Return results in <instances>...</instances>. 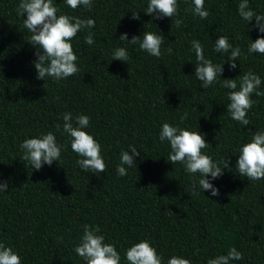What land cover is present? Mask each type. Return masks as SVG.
I'll list each match as a JSON object with an SVG mask.
<instances>
[{
  "label": "trees",
  "instance_id": "1",
  "mask_svg": "<svg viewBox=\"0 0 264 264\" xmlns=\"http://www.w3.org/2000/svg\"><path fill=\"white\" fill-rule=\"evenodd\" d=\"M19 2L0 0V182L8 184V191L0 192V242L20 255L21 264H85L74 248L87 224L99 226L121 264H128L125 251L141 240L150 241L163 264L173 255L207 264L233 247L243 259L231 264H264V179L249 181L236 169L241 145L252 132L264 131V97L252 95L250 123L244 126L227 112L231 90L222 86L251 69L264 91V55L248 53L259 33L255 19L248 24L239 16L241 0H205L206 19L193 14L192 0H177L178 16L172 20L146 15L149 0H92L91 9L75 10L65 0H54L58 15L95 21L94 28L71 41L80 71L59 81L37 78V49L29 43L26 16L17 15ZM249 6L264 15V0H249ZM176 19L183 21L179 28ZM89 31L93 45L84 42ZM145 31L165 38L160 58L119 40L124 33L131 40ZM221 35L241 48L234 70L230 52L214 51ZM193 40L200 41L206 59L223 65L221 77L207 89L195 77ZM119 47L128 52L126 62L112 59ZM67 112L74 123L79 114L90 117L84 130L101 145L104 173L83 171L76 163L80 157L63 132ZM185 113L188 118L181 122ZM165 122L199 131L209 144L204 154L214 162L230 161L228 168L220 165L222 176L207 177L218 196L199 188V174L168 161L170 145L159 140ZM48 132L62 146L61 157L35 170L23 160L20 145ZM131 146L140 156L121 177L116 171L120 154Z\"/></svg>",
  "mask_w": 264,
  "mask_h": 264
},
{
  "label": "clouds",
  "instance_id": "2",
  "mask_svg": "<svg viewBox=\"0 0 264 264\" xmlns=\"http://www.w3.org/2000/svg\"><path fill=\"white\" fill-rule=\"evenodd\" d=\"M65 3L73 10L80 6L87 9L92 8V0H65ZM204 4L205 0H192L191 11L200 19H206L210 14L205 10ZM237 10L241 19L248 24L255 19L256 23L253 28L259 33L255 42L250 40L248 53L264 55V15L255 13L249 6V0H241ZM59 11L54 0H20L16 8L18 16H26L23 24L31 33L29 43L37 49V61L34 62L38 73L37 78L44 81L45 77L59 81L80 71L76 63L78 57L71 41L77 33L95 26L93 19H80L67 14L58 15ZM145 14L157 20L165 17L172 20V17L178 16V2L177 0H149ZM133 19H139L138 14H133ZM174 23L179 28L183 21L176 19ZM93 36L94 33L89 31L84 37V42L87 45H93L95 43ZM164 39L162 35L151 31H145L142 37L133 36L131 40L128 39L127 33L119 38L129 44H139L141 51L156 58L162 55L161 45ZM214 45V51L217 53L230 52L229 68L236 69V61L242 54L241 48L234 47L229 43V38L223 35L218 37ZM191 46L197 60L195 77L202 82L201 87L207 89L217 81L218 77H221L223 65L214 64L212 60L205 58L200 41H191ZM166 52L171 55L172 48H167ZM128 58L125 48L114 49L113 60L126 62ZM261 84L260 76L251 69L236 79L223 80L222 86L231 90L227 96L230 101L227 105V112L232 120L244 126L249 125L247 114L255 103L252 95L264 97V91L259 90ZM187 118V113H185L181 117V122ZM62 119L64 121L63 132L71 138V149L80 157L76 163L83 171L104 173L107 165L101 155V145L84 130L90 126V117L79 114L75 117L74 123L72 113L67 112L63 114ZM60 127L59 124L56 125L57 131ZM159 140L160 142L167 141L170 145L171 151L168 156L170 163H181L186 173L199 174V188L203 192L210 191L212 196L219 195V189L214 187L207 177L210 176L212 180H215L222 176L223 169L229 167L230 161L225 159L214 162L211 156L204 154L202 150L208 148L209 144L205 142L203 134L165 122L161 126ZM20 148L24 153L23 160L28 161L35 170H40L45 164L51 166L54 161H58L62 150V146L57 143L52 132L42 134L38 138L25 139ZM138 156L140 152L134 146H131L130 151H121L120 164L116 169L117 174L121 177L127 175V168L135 166V158ZM236 169L240 176L246 177L249 181L264 179V131L252 132L250 141L241 145ZM191 188L192 195H198L195 182L192 183ZM7 191L8 184L0 182V192ZM100 231L99 226L84 225L83 235L80 243L74 248V252L83 259L85 264H121V255L116 246L112 243H105V237L99 234ZM125 258L128 264H163V257L157 254L156 248L149 240H141L128 248L125 251ZM242 259V253L233 247L226 255H218L209 259L207 264H231L232 261ZM0 264H21V257L12 247L0 242ZM167 264H191V261L182 256L173 255L167 260Z\"/></svg>",
  "mask_w": 264,
  "mask_h": 264
}]
</instances>
